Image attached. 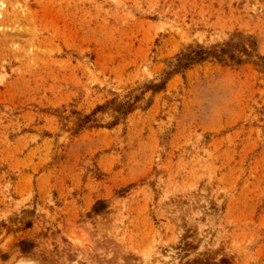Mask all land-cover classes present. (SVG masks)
Here are the masks:
<instances>
[{"label":"rangeland","instance_id":"rangeland-1","mask_svg":"<svg viewBox=\"0 0 264 264\" xmlns=\"http://www.w3.org/2000/svg\"><path fill=\"white\" fill-rule=\"evenodd\" d=\"M0 12V264H264V0Z\"/></svg>","mask_w":264,"mask_h":264},{"label":"bare ground","instance_id":"bare-ground-1","mask_svg":"<svg viewBox=\"0 0 264 264\" xmlns=\"http://www.w3.org/2000/svg\"><path fill=\"white\" fill-rule=\"evenodd\" d=\"M1 13V12H0Z\"/></svg>","mask_w":264,"mask_h":264}]
</instances>
